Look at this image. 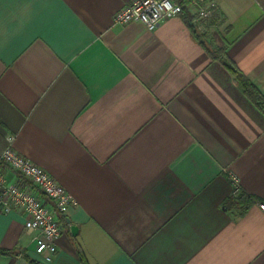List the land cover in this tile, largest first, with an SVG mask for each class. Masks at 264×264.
Returning <instances> with one entry per match:
<instances>
[{"label": "crops", "instance_id": "1", "mask_svg": "<svg viewBox=\"0 0 264 264\" xmlns=\"http://www.w3.org/2000/svg\"><path fill=\"white\" fill-rule=\"evenodd\" d=\"M209 1L151 32L113 22L133 0H0V155L78 202L42 256L0 209V264H264V114L222 62L264 97V0Z\"/></svg>", "mask_w": 264, "mask_h": 264}, {"label": "built area", "instance_id": "2", "mask_svg": "<svg viewBox=\"0 0 264 264\" xmlns=\"http://www.w3.org/2000/svg\"><path fill=\"white\" fill-rule=\"evenodd\" d=\"M194 9L192 23L204 32L205 25L215 16L216 4L209 0H133L117 12L113 22L126 25L138 22L149 31L158 29L165 20L178 17L183 13L182 3ZM13 138L10 139L12 143ZM2 168H9L18 177L16 183L6 180ZM233 186V196L242 199L239 178L229 174ZM75 198L47 171L24 158L12 148L0 155V209L9 214L20 211L26 216L25 226L29 231L39 233L36 237V253L46 255L52 251L63 225L59 216H65L70 208L77 207ZM259 207L264 211V204ZM51 260V256H46Z\"/></svg>", "mask_w": 264, "mask_h": 264}, {"label": "trees", "instance_id": "3", "mask_svg": "<svg viewBox=\"0 0 264 264\" xmlns=\"http://www.w3.org/2000/svg\"><path fill=\"white\" fill-rule=\"evenodd\" d=\"M182 6H183L182 15H184L186 11L188 10V4L183 2ZM190 27L194 30L195 33H198L197 29L192 24ZM222 62L224 66L232 74V76L242 84L247 98L264 114V97L257 90V88L245 79L243 74L236 68V66L225 55L223 56ZM83 264H87V263L86 262L84 263L83 261Z\"/></svg>", "mask_w": 264, "mask_h": 264}, {"label": "water", "instance_id": "4", "mask_svg": "<svg viewBox=\"0 0 264 264\" xmlns=\"http://www.w3.org/2000/svg\"><path fill=\"white\" fill-rule=\"evenodd\" d=\"M72 231H73V234L76 235V233H77V231H78V228L75 227V226H73V227H72Z\"/></svg>", "mask_w": 264, "mask_h": 264}]
</instances>
